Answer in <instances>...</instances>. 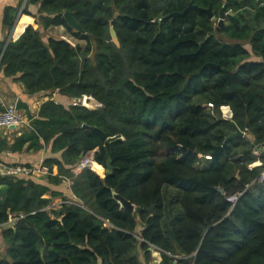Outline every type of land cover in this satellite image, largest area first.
<instances>
[{"label":"trees","instance_id":"trees-1","mask_svg":"<svg viewBox=\"0 0 264 264\" xmlns=\"http://www.w3.org/2000/svg\"><path fill=\"white\" fill-rule=\"evenodd\" d=\"M18 10L4 9L9 28ZM22 13L37 27L0 42V72L71 103L48 99L0 136V154H51L44 178L0 176V264H153L152 248L158 264H264V0H26ZM53 26L77 43L44 41ZM232 123L243 134L227 138ZM88 152L102 176L71 172ZM65 182L69 197L51 189Z\"/></svg>","mask_w":264,"mask_h":264},{"label":"crops","instance_id":"crops-1","mask_svg":"<svg viewBox=\"0 0 264 264\" xmlns=\"http://www.w3.org/2000/svg\"><path fill=\"white\" fill-rule=\"evenodd\" d=\"M22 2L23 0H0V42L4 41L5 43H7L9 40L17 39L20 34L24 31L27 25H32L34 28L37 27V24L34 23V17L31 14L22 13V11L18 15V17L16 15L17 19L15 18L16 22H14L12 27L9 28L4 24V9L8 6L20 8ZM35 10V6L29 7V11L31 13H34ZM21 20L24 22V26L19 33H16V29L19 26V22ZM246 47L250 50L249 45H246ZM251 59L258 60L257 57H255L254 55L251 57ZM59 96L60 95L56 91L28 94L20 83L14 81L13 78L4 77L2 72H0V106L2 108L6 106H13L17 110L21 111L26 117L25 123L20 125L17 129L0 128V130H2L1 136L6 134L8 139L11 141L13 136L16 135L17 132L19 133L20 131H23V129L29 128L30 121L32 118H35L40 105L48 99H52L55 102L63 103L64 105L69 104L68 100H62V98ZM28 113L31 114V118L27 116ZM50 155L51 154L48 151L43 150L39 152H23L15 154L7 152L4 154H0V161L6 163L33 164L43 161L44 158ZM53 173H56V168L53 169ZM67 185L68 182H65L64 184L59 185L58 187L51 186V189L62 191L63 195H68L69 197L70 191L66 188ZM62 200V197H54L52 199V204L57 205V207H59L63 202ZM151 252L155 253L154 257L151 255V262L153 264H158L161 260L160 250L152 248Z\"/></svg>","mask_w":264,"mask_h":264},{"label":"built area","instance_id":"built-area-1","mask_svg":"<svg viewBox=\"0 0 264 264\" xmlns=\"http://www.w3.org/2000/svg\"><path fill=\"white\" fill-rule=\"evenodd\" d=\"M210 105V104H209ZM223 107H221L222 109ZM223 117L229 119L231 117V111L227 106V110L222 113ZM26 121L25 115L17 110L13 106H6L0 110V128L17 129L20 125L24 124ZM254 154H258V151L254 150ZM206 159H209V156H205ZM93 163H96L93 159L92 153L88 152L70 168L73 174L79 173L84 168H92ZM49 174V169L47 166L43 165L42 161L33 164H23V163H6L0 161V176H12V175H26V176H36L44 178ZM258 181H264V170H262L258 176ZM240 193H233L226 198L230 203H233L237 200V197ZM17 219L16 216H10L8 223L12 224ZM12 221V222H10Z\"/></svg>","mask_w":264,"mask_h":264},{"label":"water","instance_id":"water-1","mask_svg":"<svg viewBox=\"0 0 264 264\" xmlns=\"http://www.w3.org/2000/svg\"><path fill=\"white\" fill-rule=\"evenodd\" d=\"M25 1H26V0H23L22 5H21L20 8H19V11H18L17 17H18V15L21 13ZM192 8H197V7L194 6V5H189V6L186 7L181 13L175 12V13H171V14H169L168 16H172V17H174V16H181V15H183L184 13L190 11ZM199 9H200V10H203L204 12H206V14L208 15V17H210V18L212 17V13H211V11H210L209 9H207V8H205V9H204V8H199ZM17 17H16V19H17ZM63 17H64V19L66 20V22L68 23V25H70V26H72V27H75V28H77V29H79V30L81 29L80 25H79V24L77 23V21L73 18L71 12H64V13H63ZM224 17H225V13L223 12V9H221L220 12H219V15H218V19H217V24H216L217 28L222 27ZM14 22H16V20H15ZM109 31H110V34H111L112 40L117 44V39H116V35H115V32H114L113 28L110 27V28H109ZM80 104L83 105V106L86 107V108H89V109H95V108H97V107L99 106L100 103H99L98 101H96L92 96H84V97L80 100ZM228 108H229V107H228ZM232 125H233V127H234V132L231 133L230 135H228L227 138H232V137H236V136H239V135H242V134H243L242 131H240V130L236 127L235 124L232 123ZM83 127H87V126H86V125H83ZM9 129H13V127H10ZM1 134H2V130H0V136H1ZM254 143L256 144V142H254ZM260 146H261V145H257L258 148H259ZM109 163H110V160L108 159L107 162H106V169H107V170H111V167H110ZM217 189H218L220 192H222V190H221L220 188H217ZM113 197H114V199H116V200L120 203V205H121L123 208L128 209V210H133L134 205H133L130 201L124 199L122 196H120V195L117 194V193H114V194H113Z\"/></svg>","mask_w":264,"mask_h":264},{"label":"rangeland","instance_id":"rangeland-1","mask_svg":"<svg viewBox=\"0 0 264 264\" xmlns=\"http://www.w3.org/2000/svg\"><path fill=\"white\" fill-rule=\"evenodd\" d=\"M25 4V3H24ZM30 7V6H29ZM41 33H42V36H43V40L46 41V39L49 37V36H52V37H55V38H63V39H66L69 43H71L72 45L77 43L76 40H74L73 38H71L65 31V29L62 27V26H53V27H49L47 29H43V30H40ZM81 44H83V41H80ZM71 103V102H69ZM221 112L224 113L225 111H223V109H221ZM202 163H200L199 165H197V167L201 168L202 167ZM93 167H94V171L99 174L100 176H102L104 174V170L102 168L101 170V167L98 166L96 163L93 164ZM51 206L53 207H56L57 208V205H53L52 203H50ZM12 222V221H10ZM0 248H2V240H1V236H0ZM152 256L154 257L155 253L151 252Z\"/></svg>","mask_w":264,"mask_h":264},{"label":"bare ground","instance_id":"bare-ground-1","mask_svg":"<svg viewBox=\"0 0 264 264\" xmlns=\"http://www.w3.org/2000/svg\"><path fill=\"white\" fill-rule=\"evenodd\" d=\"M223 108H225V107H223ZM93 164H95V163H93ZM97 164V163H96ZM98 165V164H97ZM99 166V165H98Z\"/></svg>","mask_w":264,"mask_h":264},{"label":"clouds","instance_id":"clouds-1","mask_svg":"<svg viewBox=\"0 0 264 264\" xmlns=\"http://www.w3.org/2000/svg\"><path fill=\"white\" fill-rule=\"evenodd\" d=\"M222 107H224V106H222Z\"/></svg>","mask_w":264,"mask_h":264}]
</instances>
